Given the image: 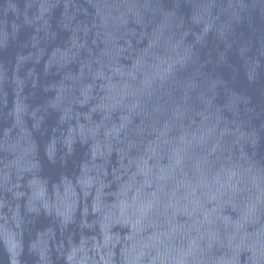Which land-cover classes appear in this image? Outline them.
<instances>
[{"label": "water", "instance_id": "water-1", "mask_svg": "<svg viewBox=\"0 0 264 264\" xmlns=\"http://www.w3.org/2000/svg\"><path fill=\"white\" fill-rule=\"evenodd\" d=\"M0 264H264V0H0Z\"/></svg>", "mask_w": 264, "mask_h": 264}]
</instances>
